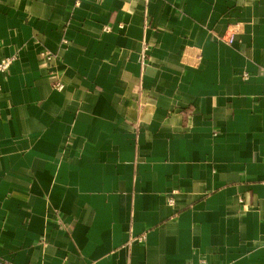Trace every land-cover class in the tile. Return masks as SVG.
Returning a JSON list of instances; mask_svg holds the SVG:
<instances>
[{"label": "crops", "instance_id": "1", "mask_svg": "<svg viewBox=\"0 0 264 264\" xmlns=\"http://www.w3.org/2000/svg\"><path fill=\"white\" fill-rule=\"evenodd\" d=\"M9 56L1 260L264 264V0H0Z\"/></svg>", "mask_w": 264, "mask_h": 264}, {"label": "built area", "instance_id": "2", "mask_svg": "<svg viewBox=\"0 0 264 264\" xmlns=\"http://www.w3.org/2000/svg\"><path fill=\"white\" fill-rule=\"evenodd\" d=\"M81 0H77V2H80ZM146 3H148L150 0H144ZM228 43H233L236 40V33L234 31H227L225 38H224ZM149 46L147 44L144 45L143 48V55L142 57H145L146 52L148 51ZM46 59L51 60L53 57L50 54H46ZM15 57L14 56H9V57H4L0 61V72L6 73L11 64L13 63ZM54 87L57 89H63L64 88V83L61 80H57L54 84ZM171 202H173V198L170 199ZM0 264H9L3 260L0 259Z\"/></svg>", "mask_w": 264, "mask_h": 264}]
</instances>
